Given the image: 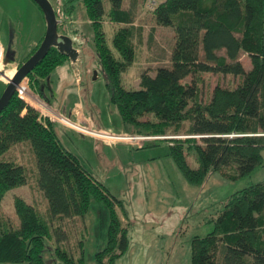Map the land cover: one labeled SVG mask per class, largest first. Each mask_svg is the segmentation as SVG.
<instances>
[{
    "label": "trees",
    "instance_id": "16d2710c",
    "mask_svg": "<svg viewBox=\"0 0 264 264\" xmlns=\"http://www.w3.org/2000/svg\"><path fill=\"white\" fill-rule=\"evenodd\" d=\"M81 1L107 93L123 123L159 137L179 132L186 123L188 135L203 136L199 137L201 143L186 137L171 139L168 144L187 183L199 186L210 173L228 166L235 168L231 178L246 176L263 163L264 0L159 2L150 17L154 24L170 27L174 33L169 65L157 67L154 74L142 70L136 89L122 84V73L134 61V23L139 4L145 0H129L127 5L125 0H108V8L103 0ZM104 22L114 27L112 46L117 57L107 45ZM42 38L17 67L36 51ZM241 54L248 56L249 69ZM68 59L51 47L26 76L30 91L42 96L41 80ZM202 72L231 74L240 81L234 87L214 86L204 101L196 86L197 74ZM187 78L191 81L186 82ZM24 141L29 142L35 158L37 184L50 220L83 217L91 200L104 203L109 214L107 239L105 247L95 252L94 262L117 264L128 249L127 229L117 211L122 203L64 147L54 121L40 116L16 93L0 112V201L8 190L27 183L21 164L1 159L11 145ZM189 154L196 167L189 165ZM13 207L16 220L0 221V264H46L45 239L54 234L57 242L64 241L65 231L51 230L52 221L20 196L14 197ZM190 243L191 264H264V181L229 194L213 220L212 231L194 236ZM55 253L65 264H84L82 256L75 260L59 246Z\"/></svg>",
    "mask_w": 264,
    "mask_h": 264
},
{
    "label": "rangeland",
    "instance_id": "374dc122",
    "mask_svg": "<svg viewBox=\"0 0 264 264\" xmlns=\"http://www.w3.org/2000/svg\"><path fill=\"white\" fill-rule=\"evenodd\" d=\"M48 1L59 22L58 34L68 37L78 51L73 59L69 58L41 80L43 95L34 96L44 109L39 106L40 110L35 109L40 116L47 112L56 118L54 127L64 147L122 203H117V211L127 229L128 249L117 264H191V239L212 231L213 220L227 196L264 181V150L261 152L263 163L249 175L231 178L235 168L228 166L221 172L210 173L201 185L192 186L174 163L168 148L171 139L194 136L201 143L200 135H188L184 131L186 123L178 128L179 132L147 140H107L93 135L148 136L125 125L117 105L110 101L82 1ZM128 3L129 0H125V5ZM103 4L108 8V0H103ZM142 7L145 8L138 11L134 23V61L122 73V84L134 89L139 88L142 70L154 74L157 67L169 65L174 44L172 28L154 24L151 10L145 4ZM43 28H46L45 19L32 0H0L2 65L20 61L33 47V42L41 38ZM113 28V25L104 26L107 45L117 57L112 46ZM240 59L249 69L248 56L241 54ZM2 81L0 76V94L4 89ZM185 81L190 82L191 78ZM239 81V76L231 74L202 72L197 74L196 86L200 97L206 101L214 86L234 87ZM1 159L21 164L27 183L5 193L0 201V221L16 220L13 199L20 196L34 204L44 219L52 221L51 230L58 227L65 231L64 241L57 242L54 234L52 239H45L46 264H65L56 255V246L75 260L82 256L84 264H95L94 254L105 247L107 239L109 214L105 204L91 200L83 217L50 220L38 188L36 162L29 142L11 145ZM187 161L191 167H196L193 155H187Z\"/></svg>",
    "mask_w": 264,
    "mask_h": 264
},
{
    "label": "water",
    "instance_id": "95a60500",
    "mask_svg": "<svg viewBox=\"0 0 264 264\" xmlns=\"http://www.w3.org/2000/svg\"><path fill=\"white\" fill-rule=\"evenodd\" d=\"M40 8L46 28L43 38L36 51L7 78L6 86L0 94V112L8 104L15 93L16 86L27 76V74L42 60L51 47H57L59 51L67 54L70 59L77 55L71 40L65 35L58 34V24L56 14L48 0H33ZM1 75V72H0ZM203 137V136H200Z\"/></svg>",
    "mask_w": 264,
    "mask_h": 264
},
{
    "label": "built area",
    "instance_id": "2783aa9c",
    "mask_svg": "<svg viewBox=\"0 0 264 264\" xmlns=\"http://www.w3.org/2000/svg\"><path fill=\"white\" fill-rule=\"evenodd\" d=\"M159 2H161V0H146L145 2V6L147 9L152 10ZM1 67H2V60H1V49H0V72H1ZM16 95L26 101L27 103L29 102H34V103H38L39 105H41V108H43L42 103L40 102V100L35 97L34 93H32L29 89V85H28V79L25 77L17 86H16V90H15ZM43 116H49L51 120L55 121L56 118L45 112L43 113ZM73 127L77 128V129H81L76 125H72ZM83 131H86L84 129H81ZM87 132V131H86ZM90 133V132H89ZM93 135L95 136H99V137H104L107 140H112V139H121V140H128V141H134V140H140V139H144L147 140L149 138H154V137H159V136H145V137H141V136H135V135H131V136H111V135H106V134H99V133H93ZM194 137V136H192Z\"/></svg>",
    "mask_w": 264,
    "mask_h": 264
},
{
    "label": "crops",
    "instance_id": "0c3cea01",
    "mask_svg": "<svg viewBox=\"0 0 264 264\" xmlns=\"http://www.w3.org/2000/svg\"><path fill=\"white\" fill-rule=\"evenodd\" d=\"M161 1H163V0H161ZM125 4V3H124ZM145 4V2L143 3V4H139V10L141 11V10H144V8L145 7H142V5H144ZM89 21V20H88ZM112 26V23H110V22H104V26ZM41 27H42V25H41ZM44 30V32H43V34H42V36L41 37H43V35H44V33H45V28H43ZM38 41V40H37ZM37 41L36 42H33V46L37 43ZM73 47L76 49V51H78L77 50V48H76V46L75 45H73ZM19 62V61H18ZM18 62H16V63H14V64H11L10 66H9V64L10 63H8V65L6 66H4V65H2V67H1V77H2V82H3V87H5V85H6V83H7V78L8 77H11L14 73H15V71H16V69H17V65H18ZM35 94V93H34ZM36 97V96H35ZM30 106H32V107H34V108H36V109H38V108H40L41 107V105H39L38 103H34V102H29L28 103ZM39 106V107H38ZM38 107V108H37ZM38 110H40V109H38Z\"/></svg>",
    "mask_w": 264,
    "mask_h": 264
},
{
    "label": "flooded vegetation",
    "instance_id": "af4514ba",
    "mask_svg": "<svg viewBox=\"0 0 264 264\" xmlns=\"http://www.w3.org/2000/svg\"><path fill=\"white\" fill-rule=\"evenodd\" d=\"M18 68V67H17Z\"/></svg>",
    "mask_w": 264,
    "mask_h": 264
}]
</instances>
